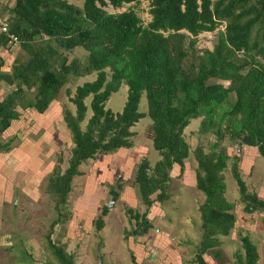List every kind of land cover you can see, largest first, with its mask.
Listing matches in <instances>:
<instances>
[{
	"label": "trees",
	"instance_id": "1",
	"mask_svg": "<svg viewBox=\"0 0 264 264\" xmlns=\"http://www.w3.org/2000/svg\"><path fill=\"white\" fill-rule=\"evenodd\" d=\"M140 1L82 0L78 5L70 0H15L8 8L10 29L19 35L28 57L16 58L10 71L0 70V80L15 85L0 98V136L20 114L19 106L42 113L73 76L97 72L96 79L78 85L70 97L76 115L64 111L74 146L69 167L50 179L58 205L66 203L73 178L82 173L81 162L131 146L130 127L144 116L151 119L153 144L162 156L153 173L148 159L140 162L136 172L141 198L149 208L167 197L169 169L174 163L182 169L185 166L189 149L182 132L191 119L201 118L202 131L212 132L218 139L228 133L240 144L256 146L264 156V0H148L152 18L147 23L134 9ZM126 3L132 5L115 11L104 8L107 4L121 8ZM223 20L226 27L214 49L196 55L197 37L214 32ZM8 45V35L0 32V48ZM76 47L85 48L86 56L67 62L59 48ZM241 51L244 56H239ZM219 79H228L230 84ZM123 82L129 85L128 97L122 110L113 112L106 101ZM143 93L146 111L138 107ZM90 95L91 115L82 128L80 121L88 109L85 98ZM9 141H0V150H9ZM195 156L197 187L206 194L200 207L205 251L216 246L218 235L230 234L235 225V202L226 196L230 154L223 147L210 153L197 147ZM238 161L235 155L232 168L245 209L264 210V197L249 190ZM111 192L117 193V189ZM108 210L105 204L95 220L99 229L105 226L102 215ZM148 213L132 215L143 217L142 225L149 226ZM243 244L244 257L236 252L234 264H255L257 245L249 236L243 237ZM48 245L58 264L74 263L73 254L64 247L51 241ZM198 263L208 264L202 254ZM134 264H138L135 259Z\"/></svg>",
	"mask_w": 264,
	"mask_h": 264
},
{
	"label": "rangeland",
	"instance_id": "2",
	"mask_svg": "<svg viewBox=\"0 0 264 264\" xmlns=\"http://www.w3.org/2000/svg\"><path fill=\"white\" fill-rule=\"evenodd\" d=\"M14 1H0L3 14L10 15L8 8L13 6ZM70 1L82 4V0ZM129 5L132 3L114 8L107 4L104 8L115 11ZM134 9L145 23L152 18L148 0H141ZM226 23L223 20L214 32H203L197 37L196 55L203 54L205 49H214ZM59 50L69 63L75 57L83 59L87 54L83 47ZM239 56H244L243 51L239 52ZM25 57L27 59L28 55L21 43L2 46L0 70H12L15 59ZM107 71L110 75V68ZM96 77V71L73 76L42 113L34 107L19 106L20 114L1 133V142L11 141L8 143L9 150H0V264H58L48 245L49 241L73 254V264H134V259L138 264H199L200 254L208 264H234L237 262L236 252H241L244 257V236H249L257 245L259 258L255 264H264V210L245 209L232 168V161L237 155L249 190L257 191L264 197V156L260 153L257 155L254 147L240 144L238 138L233 139L228 133L218 139L214 133L202 131L201 118L191 119L183 128L182 136L188 144L189 157L183 169L177 162L169 169L168 195L161 200L162 205L156 202L158 207L155 208H159V211L154 213L152 206L149 208L142 200L136 181V172L143 159L149 160V172L153 173L162 158L153 144L149 116L141 117L130 127L133 131L129 137L131 146L119 147L106 154L98 153L82 161V173L73 178L66 203L58 205V197L50 189V179L63 174L69 167L74 146L64 120V111L68 109L76 115V106L70 97L74 96L78 85ZM219 80L225 85L230 84L228 79ZM13 88L15 85L4 80L0 82V98ZM128 92L129 85L123 82L119 90L111 94L105 106L113 112L121 111ZM91 97L85 98L88 109L80 121L82 128L91 115ZM146 99L143 93L139 110H147ZM197 147L205 153H210L211 149L218 152L223 147L230 154L225 170L226 196L235 202L236 213L231 233L218 235L216 246L205 251L201 245L203 218L200 207L205 202L206 194L197 187ZM252 158H255L254 161ZM119 183V197L102 215L105 226L99 229L95 220L102 214L104 205H109L113 195H117L111 189ZM111 184H114L113 188ZM157 192L152 196H156ZM145 210L152 213H148L149 226L142 225L143 217L138 219L132 215Z\"/></svg>",
	"mask_w": 264,
	"mask_h": 264
},
{
	"label": "built area",
	"instance_id": "3",
	"mask_svg": "<svg viewBox=\"0 0 264 264\" xmlns=\"http://www.w3.org/2000/svg\"><path fill=\"white\" fill-rule=\"evenodd\" d=\"M0 32H4L8 35L9 44L17 45L20 43V37L19 35L11 31L8 21V16L3 14V12L0 9Z\"/></svg>",
	"mask_w": 264,
	"mask_h": 264
},
{
	"label": "crops",
	"instance_id": "4",
	"mask_svg": "<svg viewBox=\"0 0 264 264\" xmlns=\"http://www.w3.org/2000/svg\"><path fill=\"white\" fill-rule=\"evenodd\" d=\"M1 1V0H0ZM3 80L4 79H2V80H0V82H3ZM5 81V80H4ZM6 83H8L7 81H5ZM9 93V92H8ZM7 94V93H6ZM5 94V95H6ZM4 95V96H5ZM3 96V97H4ZM248 146V145H247ZM248 147H254L256 150H257V147L256 146H248ZM258 151V150H257ZM258 153H260L259 151L257 152V155H258ZM249 155V154H248ZM255 156V155H254ZM245 157H247V154L245 155ZM255 159V158H254ZM254 159L252 158L251 160H253L254 161ZM262 188H264V187H262ZM261 192L263 191V190H260ZM157 195V194H156ZM155 197V196H154ZM168 199V198H167ZM166 199V200H167ZM159 203V204H161L162 205V201L161 200H157V201H155L154 203H153V205H152V210H154L153 212L155 213V212H157V211H159V208H155L156 206L158 207V205H157V203ZM150 213V212H149ZM150 214H152V213H150ZM165 240V239H164ZM166 241H167V239H166ZM139 261V260H138Z\"/></svg>",
	"mask_w": 264,
	"mask_h": 264
},
{
	"label": "water",
	"instance_id": "5",
	"mask_svg": "<svg viewBox=\"0 0 264 264\" xmlns=\"http://www.w3.org/2000/svg\"><path fill=\"white\" fill-rule=\"evenodd\" d=\"M114 187V184H111V188ZM121 192V184L117 185V193ZM116 202V194L113 195L112 199L109 201V206L114 205Z\"/></svg>",
	"mask_w": 264,
	"mask_h": 264
},
{
	"label": "clouds",
	"instance_id": "6",
	"mask_svg": "<svg viewBox=\"0 0 264 264\" xmlns=\"http://www.w3.org/2000/svg\"><path fill=\"white\" fill-rule=\"evenodd\" d=\"M114 189H117V187L116 188H114ZM119 194V193H118ZM116 198H117V195H116Z\"/></svg>",
	"mask_w": 264,
	"mask_h": 264
}]
</instances>
